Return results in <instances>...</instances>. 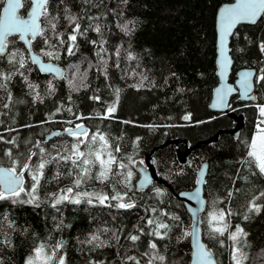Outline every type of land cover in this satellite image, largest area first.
Here are the masks:
<instances>
[{
    "label": "trees",
    "instance_id": "trees-1",
    "mask_svg": "<svg viewBox=\"0 0 264 264\" xmlns=\"http://www.w3.org/2000/svg\"><path fill=\"white\" fill-rule=\"evenodd\" d=\"M222 2L223 0H128L125 5L122 0H91L90 4H85L84 0H54L56 5L54 14L59 13L63 17L64 8L71 9L73 14L85 17L80 21L82 28L88 23V16L97 14L106 16V19L100 21L104 26L103 38L107 40L105 47L111 52L115 47L122 45L120 50L123 55L124 50L131 45V51L140 57L141 67L136 68L135 71L146 75L148 81L145 82L146 87L139 90L131 87L130 85L138 82L139 77H132L126 73L132 71L135 62L130 66L123 58L120 60V69L113 67L109 61L110 79L107 82L95 67L89 68L90 63L98 65L97 57L93 54V46L86 42L87 39H100L92 31L87 33L84 40L78 37L79 49L74 56L61 54L58 60H53L65 69L62 80L59 81L51 75H43L35 65L29 64L31 72L28 74V79L40 85L43 102L33 103L32 97L26 95L27 89L22 79L19 76L13 79L11 85L13 98L23 100L24 103H17L13 108L15 124L12 126L19 128L26 123L34 125L32 128H22L18 133H5L6 138L17 136V142L21 144L20 149H14L13 156L23 159L20 153H26L31 147V144L24 143L25 140L32 142L39 140L46 148H50L53 143L60 148L63 146L62 141L72 143L71 138L66 135L56 136L44 143L45 137L50 132L71 127L64 123L66 120H75V116L66 110L71 107L73 113L91 117L76 123H83L93 131L99 128L107 133L114 142L120 144L122 152L132 156L137 163L141 160L144 162L145 157L154 148L160 147L153 154L155 168L158 175L176 191L194 188L199 168L203 162H208L210 175L207 176L205 197L207 201L216 200L218 208H225L228 200L224 199L223 203H219L217 198L226 197L236 177L237 169H240L242 176L246 174L239 163L242 154L246 151L242 142L250 139L256 120L255 108L246 105L264 103V88H257L255 91L257 100L253 103L242 102L238 96L232 98L230 109L244 114L245 125L239 137L222 133L217 141L202 144L199 149L192 152L186 165L179 163L175 144L161 147L169 140L180 139L181 143L178 147L184 151L185 141L194 145L213 137L221 130H230L236 125L228 114L220 115L210 108L213 90L219 83L214 20L217 6ZM98 3L99 7H96ZM114 7L117 11H123L122 17L118 18L112 13ZM49 10L53 11L51 6ZM117 19L121 23L134 21L135 31L131 36L125 35L117 27ZM238 30L241 33V46L245 34L253 38L257 34L264 35V32L258 33L255 26L240 25ZM71 31L69 21L61 18L57 25V33H62L66 37ZM52 42L55 43L54 38ZM14 47L22 49L23 44L17 39ZM44 47L39 38L33 43V51L37 54ZM64 47L66 48V45ZM238 56V59L233 60L231 82L235 81L238 70L262 66L258 60L260 53L255 49V45L249 48L247 55L238 54ZM43 58L49 60L47 57ZM173 72L176 73L175 76L171 75ZM49 80H53L57 86L56 92L51 95L47 93ZM151 82L155 83L154 87ZM109 84L113 87H108ZM114 88L120 89L115 118L100 120L97 117L103 112L104 106L112 104L116 99ZM177 88H184L186 91L180 93L176 91ZM94 95L101 97L99 103L89 99ZM58 105L65 106L62 113L50 115L55 112ZM185 113L192 114V123L181 119ZM3 119L10 122L11 114L7 118L0 117V120ZM46 120L49 122L42 123ZM123 121L132 123H123ZM196 121H205V123L196 124ZM161 124L176 126L155 129L146 127V125ZM0 132H3L2 127ZM137 137L141 138L138 148L134 144ZM9 147L12 146L0 143V166H11V161L4 155V150ZM52 171V167L49 166L45 170V175L50 176ZM134 172L133 184L138 178L136 169ZM177 173L180 175L178 176ZM25 177L28 178L27 173ZM70 184L71 178H61L57 182L48 184L47 189L53 191L58 186H70ZM90 184L94 185L97 191L101 189L109 191L95 180L90 181ZM155 186L163 189L165 193L161 198L164 201L161 207L167 206L170 212L180 217L181 222V228L173 230L171 240L158 243L166 244V248L162 250L163 254L173 259L176 264H190V237L179 241L175 237L180 235L182 229L191 230V216L183 203L177 200L166 186L159 183H155ZM235 187L240 188L241 191L236 194L231 206L233 211L243 213L242 203L249 198L246 193L264 190V179L250 176L248 181L237 180ZM41 195L43 198L44 193L42 192ZM143 196L144 193H136L134 199L137 208L127 212L121 211L118 214L113 213L116 215L115 220L107 214L108 209L84 204L65 205L63 220L64 224L70 227L62 228L60 231H55V222L51 219L52 209L46 204L35 208L26 204L13 205L9 201L0 202V210L7 213L8 218L14 220L16 224V231L11 233L14 247L8 248L6 252L0 250V255L5 256V264H25L31 249L41 240H47L51 236L52 240L60 238L66 241L64 251L67 253V264H88L90 259L103 261L104 264H122V256L131 255L133 252L127 247L116 246L114 241H111V232L103 237L113 243L111 247L91 250L90 246L81 244L80 241L103 227L113 229L122 227L126 235L132 229V225L142 223L141 217L145 214L140 205L155 203L154 200L142 199ZM231 223L233 228L237 223L241 224L249 233V247L245 249L247 264H264V211L258 216L253 215L248 221H244L242 215L233 216ZM202 228L204 240L213 251L218 264H231L227 234L222 237L225 239V247H220L218 241L207 233L205 223H202ZM142 241L146 243V238L142 237ZM124 243L121 238V244ZM139 250L143 252L144 248L141 247Z\"/></svg>",
    "mask_w": 264,
    "mask_h": 264
},
{
    "label": "snow or ice",
    "instance_id": "snow-or-ice-1",
    "mask_svg": "<svg viewBox=\"0 0 264 264\" xmlns=\"http://www.w3.org/2000/svg\"><path fill=\"white\" fill-rule=\"evenodd\" d=\"M85 4H90L91 0H84ZM127 4L128 0H122ZM53 9L50 11L49 8ZM56 5L54 0H0V117L7 118L11 114V121L0 120V143L11 145L4 150V155L11 161L8 168H0V202L9 201L11 204L31 205L40 208L42 204L52 209L51 219L55 222V231L70 227L65 225L63 220L64 206L71 204L75 206L87 205L95 208L108 209V215L116 219L113 213L127 212L137 208L134 196L136 193H144L141 197L145 200H154V204L140 205L144 212L141 217L142 223L132 225V229L125 235L123 228L103 227L88 235L87 239L80 241L81 244L90 246L91 250L113 246L129 248L133 254H124L122 264H176V262L163 254L166 244H159V241L171 240L173 230L181 228L180 217L170 212L167 208L161 207L164 201V190L155 186L154 180L148 174L147 168L143 167L144 162L137 161L122 152L119 143L114 142L109 135L99 128L88 129L83 121L91 117H85L80 113H73L71 107L66 110L75 116V120H66L64 123L71 125L62 132H56L54 136L66 135L71 138L72 143L62 141V147L57 148L53 143L50 148L42 145L41 141L34 142L25 140V144H31L26 153L21 152L23 159L13 156L14 149H20L21 144L17 142V136L6 138L5 133H18L22 128H32V124H23L19 128L13 127L15 124V114L13 108L17 103H24L23 100H15L11 91L13 79L19 76L26 89V95L32 97L33 103L43 102L40 92V85L29 81L28 74L31 72L29 64L36 65L43 73L59 76L63 79L61 69L53 63H45L41 57H47L50 61L58 60L61 54L74 56L79 49L78 37L84 40L89 31L94 32L100 39H87L86 42L93 46V54L97 57L98 65L89 64V68L95 67L96 71L102 75L107 82L109 77L108 63L120 69V60L123 58L132 71L126 73L132 77H139L137 83L130 85L137 90L146 87L148 77L143 73H137L136 68H140V57L131 51V45L124 50L122 55L121 46L115 47L111 52L105 47L107 40L103 38L100 21L106 16L90 15L87 17L88 23L82 28L80 21L83 16L73 14L71 9L64 8L63 17L59 13L54 14ZM99 7V3L96 5ZM112 13L116 17H122L123 11H117L114 7ZM61 18L69 21L72 29L65 37L62 33H57V25ZM215 38L218 75L221 77L220 86L215 90V101L210 107L215 110L224 111L231 108L229 97L234 93L247 101H256L254 94L258 87L264 88V35H255L253 38L245 34L243 36V46H241V33L239 25L255 26L257 32H264V0H223L217 6L215 13ZM117 27L125 35L131 36L135 31L134 21H124L117 19ZM39 38L45 46L38 54H33V43ZM53 38L55 43L52 42ZM22 41L23 48H15V44ZM66 45V48L64 47ZM255 45V49L260 53L258 60L262 66L260 68H248L238 74L236 84L228 83V71L234 59H238V54L247 55L249 48ZM11 46V47H10ZM10 66V67H9ZM175 76L176 73H172ZM166 83V81H165ZM155 86L154 82H151ZM108 87H113L111 84ZM57 90L53 80L47 83V93L54 94ZM116 95L115 101L110 105H105L102 113L98 114L100 120L114 119L116 106L119 102V88L113 89ZM98 91V89H97ZM177 92L183 93L184 88H177ZM89 99L99 103V95L90 96ZM255 108L256 120L254 130L249 140L242 142L246 151L239 161L245 170V175L240 174L237 169L236 177L233 179L232 187L229 188L225 198H217L219 203L224 199L228 200L225 208H218L217 201H205L202 198V189L208 183L207 176L210 175L208 164H202L196 179L197 188L193 193L182 192L180 196L189 201H195L199 207L193 213L197 217L191 231L182 229L180 235L175 238L179 241L183 238H192L191 264H218L213 252L205 243L201 242L199 227L205 223L207 233L211 238L216 239L220 247H225V237L227 247L231 252V264H247V254L245 249L249 247V233L245 231L241 224L237 223L233 228L231 217L242 215L244 221H248L253 215L258 216L264 211V190H258L248 194L249 198L242 203L243 213L235 212L232 208V200L241 191L236 188L237 180L248 181L249 177H260L264 179V103H254L246 105ZM64 105H58L55 112L50 115L61 114ZM234 110V109H232ZM182 120L192 123V114L185 113ZM49 121H42L47 123ZM55 122V121H52ZM123 123H132L123 121ZM196 124L205 121H196ZM176 125H146L149 128H167ZM51 139V138H49ZM140 137H137L134 144L138 148ZM47 143V140L44 142ZM49 166L53 171L50 176L45 175V170ZM143 168L142 178L133 184L135 176L134 169ZM27 173V179L25 177ZM179 176L180 173H177ZM61 178H71V184L60 187L53 191H48L47 185L59 181ZM104 185L109 191L103 189L97 191L90 181ZM43 182V183H42ZM27 185V186H26ZM91 189V190H89ZM44 193L42 198L41 193ZM109 192L111 194H109ZM208 204V211L205 217L199 214L204 211L205 204ZM5 221L7 222L5 224ZM16 231L14 220L8 218V214L0 210V250L5 251L14 247L11 240V233ZM26 231V230H25ZM111 232V241L103 237ZM146 238V243L142 241ZM121 238L125 241L121 244ZM51 241V242H49ZM66 241L60 238L52 240L51 236L47 240H41L32 249L31 254L25 259V264H67V253L64 251ZM143 247L144 251L140 252ZM0 264H5V256L0 255ZM88 264H104L103 261L90 259Z\"/></svg>",
    "mask_w": 264,
    "mask_h": 264
},
{
    "label": "water",
    "instance_id": "water-1",
    "mask_svg": "<svg viewBox=\"0 0 264 264\" xmlns=\"http://www.w3.org/2000/svg\"><path fill=\"white\" fill-rule=\"evenodd\" d=\"M240 26V25H239ZM238 26V27H239ZM19 41V40H18ZM22 43V41H20ZM23 44V43H22ZM33 54H37L36 52L33 51ZM42 60L45 62V63H53L55 64L58 68L61 69V73L64 77L65 75V69L64 67L57 63V62H53V61H49V60H45L43 57H41ZM217 61V60H216ZM233 64H234V61H233ZM233 64L231 66V68L229 69L228 71V83L230 84H233L235 85L236 84V81L238 79V74L242 71H244L245 69H248V68H243V69H240L237 71L236 73V78H235V81L234 82H231L230 81V75L232 73V68H233ZM36 66V65H35ZM37 67V66H36ZM37 69L39 70V68L37 67ZM40 71V70H39ZM218 66H217V77L219 79V83L218 85L214 88L213 90V94H212V99H211V103L210 105H212L215 101V90L220 86V82H221V77L218 75ZM41 72V71H40ZM43 75H51L53 76L52 74H48V73H43L41 72ZM57 80H62L59 76L55 77ZM255 94V93H254ZM234 96H238L239 99L242 101V102H245V103H253L255 101H247V100H244L239 93H234L232 96L229 97V103H231V100ZM215 113L217 114H220V115H224V114H228L231 118L234 119L236 125L235 127H233L232 129L230 130H221L219 131L216 135H214L213 137L207 139V140H203V141H200L194 145H190L189 142L185 141V150L182 151L178 145L181 143V140L180 139H173V140H169L167 141L164 145H162L161 147H164V146H167V145H172V144H175L176 145V149H177V158H178V161L181 165H186L188 163V158H189V155L196 151L197 149H199V147L202 145V144H208V143H211V142H215L219 139V136L222 134V133H229L231 134L232 136L234 137H239L240 135V132H241V129L242 127L244 126V114L243 113H236L235 111H232L231 109H226L224 111H219V110H215L213 109L212 107H210ZM63 130H54L52 132H50L46 137H45V141L47 140H51L53 139L54 136L53 134L56 133V132H62ZM51 138V139H49ZM157 148H160V147H156L154 148L144 159V166L145 168H147V172L148 174L152 177V179L154 180V183H159V184H162L164 186H166L170 191L171 193L173 194V196L179 200L180 202L183 203V205L185 206L186 210L188 211V213L190 214L191 216V220H192V226H191V230L194 226V224L196 223V220H197V217L193 215V213L195 212V210L199 207V205L195 202V201H189L187 199H185L184 197L180 196L179 193H182V192H186V193H193L196 188H197V184L195 185L194 188L192 189H189V190H181V191H176L172 185H170L167 181H165L164 179H162L158 173H157V170L155 168V165H154V161H153V154L154 152L157 150ZM208 164V162H203L202 164ZM209 166V164H208ZM0 168H8V166H4V165H1ZM137 173H138V178H142V175H143V168L139 167L136 169ZM199 171H200V168L198 170V174H199ZM198 177V175H197ZM207 178V177H206ZM136 180V182H137ZM136 184V183H135ZM202 198L207 201L206 197H205V185H204V188L202 189ZM206 208H207V203L205 204L204 206V211H201L200 212V216L203 217L204 213L206 212ZM190 230V231H191ZM199 231H200V238H201V242L202 243H205L207 245V243L205 242L204 240V237H203V228H202V223L200 224V227H199ZM190 240H191V254H192V238L190 237ZM208 247V245H207ZM209 248V247H208ZM210 249V248H209ZM212 251V250H211ZM213 252V251H212ZM214 254V253H213ZM215 257V255H214ZM216 259V257H215ZM217 261V259H216ZM190 264H191V259H190Z\"/></svg>",
    "mask_w": 264,
    "mask_h": 264
},
{
    "label": "bare ground",
    "instance_id": "bare-ground-1",
    "mask_svg": "<svg viewBox=\"0 0 264 264\" xmlns=\"http://www.w3.org/2000/svg\"><path fill=\"white\" fill-rule=\"evenodd\" d=\"M245 125V124H244ZM244 127V126H243ZM189 161V160H188Z\"/></svg>",
    "mask_w": 264,
    "mask_h": 264
},
{
    "label": "rangeland",
    "instance_id": "rangeland-1",
    "mask_svg": "<svg viewBox=\"0 0 264 264\" xmlns=\"http://www.w3.org/2000/svg\"><path fill=\"white\" fill-rule=\"evenodd\" d=\"M205 214V213H204ZM204 216V215H203Z\"/></svg>",
    "mask_w": 264,
    "mask_h": 264
}]
</instances>
